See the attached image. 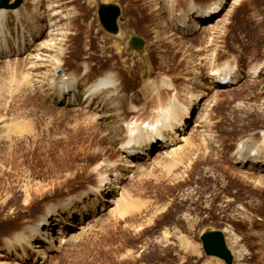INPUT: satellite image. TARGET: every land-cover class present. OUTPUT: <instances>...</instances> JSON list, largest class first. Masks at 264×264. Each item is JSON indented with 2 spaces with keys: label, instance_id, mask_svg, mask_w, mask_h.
<instances>
[{
  "label": "rangeland",
  "instance_id": "374dc122",
  "mask_svg": "<svg viewBox=\"0 0 264 264\" xmlns=\"http://www.w3.org/2000/svg\"><path fill=\"white\" fill-rule=\"evenodd\" d=\"M23 1L17 9L19 14H24L26 8L29 19L36 20L37 24L47 22L45 17L40 18L39 12H44L49 1L38 8L36 0ZM55 1L65 11L68 9L69 15L73 12L60 22L61 27H65L64 41L56 43L57 46L60 43L61 49L54 51L59 55L54 60L56 65H61L30 66L33 58L28 53H37L36 44L48 40L49 36L45 34L22 57L5 60L1 57L0 255L9 254L0 256V264H171L170 258L175 257L177 264H227L220 257L205 253L201 235L209 230L223 232L226 245L233 254L232 264L235 261L233 250L238 249L230 238L232 235L238 237L242 252L246 253L244 260H236L239 264H264V248L261 247L264 246V222L260 221V216L257 217L259 220L255 218L262 224L255 228L258 231L255 236L262 245L253 244V239H250L252 243L245 242L244 239H249L245 232L252 226L243 209L246 203L256 204V208L261 200L264 203V178L260 179L264 171L241 167L233 160L238 133L264 134V127L255 125L250 119V114L264 110V77L249 75L236 86L218 90L212 83L214 89L211 88V73L220 66L237 60L245 74L249 66L256 63L255 58L264 55V35L255 37L257 45L250 41L252 48L249 49L245 46L247 31L244 30L247 22H253L261 25L257 32L264 34V0H193L191 17L197 10L202 11L216 1L223 2L225 8L212 24L189 35L181 33L174 21L178 19L177 11L186 7L188 0ZM101 3H116L121 7L118 26L120 31L123 30L124 38L108 32L101 25L98 14ZM14 14L8 12L7 23L2 27L0 44L3 47L5 40H8L7 46L16 40L20 42V25L15 22ZM166 20L167 30L164 28ZM133 36L141 37L146 48L140 52L132 50L129 39ZM258 64L254 68L259 69ZM57 67L82 78L80 91L89 84L83 77L86 72V79L92 82L102 73L112 71L119 78L126 96L124 98L121 93L120 99L124 98L125 105L129 101L128 107L136 112H142L145 107L138 109L139 105L133 102L144 99L147 100L145 109L165 114L163 109L168 98L159 109V106L154 107L156 103L149 101L163 89L161 82L165 89L169 88L168 83L162 81L168 75L176 79L180 88L183 83L192 84V90H187L188 96L185 91L181 92L184 96L173 92L178 104L190 103L193 93L200 94V90L210 94H204L202 99L199 96L193 106L194 115L186 134L191 144L185 145L182 136L178 137L171 149L165 151L170 146H159L150 153L152 158L125 168L120 165L127 164L126 151H123L124 147L122 149L123 140L127 139L123 135L125 131L110 115L112 113L106 118L97 116L102 90L95 96V101L88 104L84 101L64 104L67 106L64 107L63 103H56L57 97L49 83L56 78L54 69ZM242 69L238 70L241 74ZM163 91L165 99L166 92ZM118 103L116 99L107 103L108 112L120 113ZM127 115L130 117L131 113ZM135 121L136 118L130 117L127 125H135ZM214 122L221 124L219 130L212 126ZM135 127L138 128V124ZM257 129L262 131L255 133ZM219 142L222 147H215ZM257 145L260 146L259 152L264 151L263 142ZM185 147L186 150L182 151L181 148ZM218 148L220 151L216 150ZM82 150L88 153L86 165L82 164L83 160H77ZM200 153L210 154L217 161L219 171L227 172L226 178L222 175L226 182L221 183L220 179L219 182L226 185L227 193L231 189L232 194L221 193L219 182L213 187L203 180L205 167L213 166L196 165ZM121 167L124 178L120 180L116 196L111 194L114 201L107 203L106 212L88 216L85 227L74 232L77 237L68 245L50 252V256L41 258L37 251L35 254L34 251L39 249L32 245L45 244H39L30 233L46 208L52 205L67 218L66 204L70 202L67 197L74 199L81 191L97 187L101 175L108 177ZM214 169L205 174L208 177L211 173L214 175ZM104 195L111 197L106 192ZM98 196L97 193L86 196L84 204L92 201L88 205L92 208L94 202H98ZM211 201L215 203L216 211L207 207ZM263 213L259 211V214ZM77 219V223L81 222ZM236 223L242 226L236 228L242 237L232 227ZM153 224L157 227H151ZM13 243L19 246L15 249ZM7 244L14 247L8 248ZM168 246L174 248L171 250ZM154 247L161 252H154Z\"/></svg>",
  "mask_w": 264,
  "mask_h": 264
},
{
  "label": "bare ground",
  "instance_id": "6f19581e",
  "mask_svg": "<svg viewBox=\"0 0 264 264\" xmlns=\"http://www.w3.org/2000/svg\"><path fill=\"white\" fill-rule=\"evenodd\" d=\"M45 1H49L50 3L49 4L47 3L48 5H46ZM36 2L38 3V6H36V8L41 6L42 3L44 5H46L44 12H42V11L39 12L40 18L41 17L46 18L47 22L45 24H37L36 20L29 19L28 15H27L28 10L26 8L24 9V14L18 13L19 7L15 8V9H10V8H1L0 9V38H1V33H2V27L7 23L6 16H7L8 12H14L15 13L13 15L15 22L20 25V28L18 30V37L20 39V42L18 40H16L15 43L7 46L8 40L7 41L5 40L4 41V47L0 44V63L3 61V59L5 60V58L17 59V58L22 57V55L27 54L28 48L34 46L35 43H37L36 41L39 40L45 34V35L49 36L48 40L36 44L35 49H36L37 53H35V55L28 53L33 58V60L31 61L32 63L30 62V64H31L30 66H32V68H34V67H42V66H46V67L49 66L50 67V66H60L61 65V64L59 65V63L56 65L57 61H56V59L54 60V58L56 56L57 57L59 56V55H56L54 53V51L58 50V48H59V51L61 49V47H59V46H61L60 43H59V46H57L56 43H58V40L64 41L63 36L65 34V32H64L65 27L62 28L60 25L62 23H60V22L62 19L70 16L73 12L71 11L70 12L71 14L69 15L67 12L68 9L66 11H65L64 7H63L64 9H62V7L60 6L61 5L60 3H59L60 5H56L57 1H55V0L54 1H52V0H36ZM186 4H185L186 7L182 6L179 8V10L177 11L178 19H176L174 21H175V24L179 27L178 30L183 34H188V35L189 34H195V33H197V31L199 29L206 28L205 27L206 25L212 24L215 19L219 18L222 15V12L225 8L223 2L216 1V2L212 3L211 5L207 6L202 11L197 10L195 12L196 14L194 13L193 16L191 17V15L193 13L191 11L193 10V5H195V2L193 0H188ZM56 6H58V8H56ZM185 8H187V9L184 10ZM46 13H48V14H46ZM167 21L168 20H166L164 22L165 30L169 29V27L167 25ZM65 23H67V22H65ZM68 23H69V21H68ZM161 25H163V23ZM259 26H261V25H259L258 23L254 24L253 22H251V23L247 22L245 24L244 30L247 31L245 46L248 47L249 49L252 48L251 42L254 45L259 44L258 40H256V38H255L256 36L263 37V35H264L262 33L257 32V29ZM128 27H129V25H128ZM67 31H68V29H67ZM114 35H118L120 37H123L124 36L123 30L120 31V29H119L118 32L114 33ZM131 39H132V37L129 39L130 40L129 41V47L132 50L140 52L142 49L146 48L145 46H147V44H145L141 48H134L133 49V47L131 46ZM154 40H155L154 42H156V39H154ZM29 55H28V57H29ZM27 60H30V59H27ZM255 60H256V63H254L252 66H249L248 70L252 67L253 68L249 71L247 70L248 75H247V72H245V74H244L242 66H241V64H239V62L237 60H234L233 64L228 63L227 65L224 64L223 66H220L219 69H216V70H214L213 73H211V75H213L212 76L213 79L211 82V88H212V83H213V87L217 88L218 90L225 89V88H228L231 86H236V85L240 84L243 77H246L249 75L254 76L253 78L264 77V55H261L259 58H255ZM261 60H262V62L259 63ZM242 62L244 64V61H242ZM257 64H258V66L260 65L259 69L254 68V66H256ZM46 67H44V68H46ZM240 68L242 69L243 75L238 72V70ZM54 70H55L54 72L56 73V78L52 79V81L49 83V85L52 87L54 94L57 97L56 103H63V105L64 104L70 105V104H75V103L86 101V103L88 104V103L94 102L95 98H96L95 96L97 95V93L99 91L102 90L103 94H101V101H100V104L98 105L99 106L98 111L100 113H97L98 114L97 116H99L100 118H106V117H108V115L110 113H112L110 115H113L115 117L116 121H118L120 123L123 132L125 131L123 133V135L125 134L127 139L123 140L124 146L122 144V149L124 147L125 150L123 149V151H126L125 157H127V164L126 163L125 164L120 163V165H122L125 168L128 166L129 167L130 166H136L137 162L140 160L152 158V155L150 157V153L153 151H156V148H159V146H164V148H167L165 146H170L165 151L171 149L172 145L174 144V142H176V139L178 137L180 139L182 136L181 140L186 142L185 145L191 144V140L186 136V134L188 131L187 129L190 126L189 122H190V120H192L191 118H193V115H194L193 106H194V104L196 105V103L198 102L199 96H200L199 99H202V98H204L203 97L204 94L209 93V92L203 93L200 90L198 92L200 94L193 93V99L191 98L193 101H191L190 103H187L186 105L184 103L178 104V102L175 101L177 99V96L179 94H182L181 92H183V91L187 92L186 96H188V91H189V89H191L190 85H192V84L186 82V83H183L184 86H182V88H180L176 79H174L172 76L168 75L162 81L167 82L169 85V88L165 89V87H164L165 84L163 82H161L160 86L163 89L160 90L159 94H156L155 96L151 97V99L149 101V103H151V104L156 103V105H154V107L159 106L158 107V109H159L163 105V103H165V100L168 98L167 104L165 105V109H163V111L166 110L165 114L161 113L159 110L150 111V108L148 110L145 109L147 107V102H146L147 100H144V99H140L139 101L133 102V103L139 105L138 109L145 107L144 108L145 110L143 109L142 112L141 111L136 112L131 106L128 107L130 104L129 101L127 102L126 105L123 104V99L126 96L124 95V93L122 91V87H121L122 85H120L118 82L119 78L115 77L113 75L112 71L110 73H107V72H105L104 74L102 73L101 76H98L92 82H88V80L86 79V76L88 74L86 72L83 75V77L85 76L84 80H86L87 83H89V84H87L85 86L83 91H80L81 87H82V85H80V83L83 81V80L80 81L82 79V78H80V76H78L77 74H74L72 72H66L63 69H59V67L55 68ZM34 72H35V70H34ZM38 72H39V70H38ZM41 72H43V71H41ZM44 72H46V71H44ZM35 73H37V71ZM34 75H36V74H34ZM227 76L231 77L230 81L226 82L227 84H224V82L222 81L221 78L225 79V77H227ZM36 78H38V77H36ZM36 78H34L35 79L34 81L38 82V80H40V78H38V80ZM71 79H73V80L71 81ZM42 80L43 79H41V81ZM78 80H79V82H78ZM201 86L203 87L204 85H200L199 87H201ZM212 89H214V88H212ZM163 90H165V92H166L165 99H163V93H164ZM263 90H264V85H263ZM174 91H177L176 97L173 96ZM121 93L124 96L123 99H120V97H122ZM136 93H140V92H136ZM189 94H191V93H189ZM182 95L184 96V94H182ZM205 97H208V96H205ZM115 99L117 102H119L117 107L121 108V110H122L120 113H116V112L114 113L112 110H111V112H108L110 107H107V103L110 104V102H113ZM129 99H130V97H129ZM181 99H183V98L181 97ZM188 99L186 97L187 101H189ZM144 101L146 103H144ZM65 105H64V107H67ZM77 105H80V104H77ZM77 105H75V106H77ZM204 109H206V108H204ZM127 113H131L130 117L136 118L135 122H136V124H138V128L135 127L136 124L131 125V126L127 125V122L129 121V118H130V117H128ZM250 115H251L250 119L255 125H262V127H264V110L263 109H261V111H259L258 113L256 111V113H253ZM138 118H140L139 122H138V120H139ZM195 122H200V120L199 121L196 120ZM146 123H147V125H145ZM220 125H221L220 123L215 124V122H214V124L212 126H214L217 130H219L221 127ZM196 127H200V126H196ZM212 129H213V127H212ZM213 131H215V130H213ZM260 131H262V130L257 129V131H255V133L260 132ZM183 132H184V135H183ZM259 136H257V134H253V133H247V134L246 133L245 134L244 133L243 134L238 133L237 138H235L236 140L234 141V145L236 147L233 150V160H236L241 165V167L251 169V170H256V171H264V151L259 152L260 146L257 145L259 142H263V144H264V134L262 133L261 136L260 137ZM220 142L215 147L221 148L222 145L220 144ZM203 145H205V144H203ZM186 148L187 147L181 148V150L184 151V150H186ZM176 149H178V147ZM204 149H205V147H204ZM216 150L220 151L219 148ZM84 151L85 150H82L80 153H78L77 160H83L82 164L86 165L85 163H87L89 161V158H88V153H84ZM100 153H99V155H101ZM226 158H230V157L226 156ZM90 160H92V159H90ZM196 162H197L196 165H198V166H204V167L205 166H213V168H216V169H214L215 170L214 175L211 173V176L208 177L205 173L208 172L210 169H213V168L205 167L203 180L205 182H208V185L211 184V186L214 187V184L219 182V179H220L221 183L223 181H225L222 178V175L223 176L225 175L227 177V172H225V171L222 172V170L219 171V169L216 167L217 161L212 159L210 154H207V153H204L203 155L201 154V157ZM138 163H140V162H138ZM122 169L123 168L121 167V168L113 170L109 174L108 177L106 175H101V177L99 178L100 184L97 187H90V189L88 191L87 190L81 191L79 194H77V196H75L74 199H73V197H67L68 200L70 201L69 203L66 204V205H68L67 218L64 217V215L62 214L61 211H57L52 205H49L46 208V211L43 213V215L40 216V218L38 219L35 227L32 229L33 230L32 233H30V234H32L31 237L34 238L35 240H37V242L39 244H42V243L45 244V245H40V246H33L31 243V240H28V244L32 245V247L35 249L37 247L39 249V250H35L34 253L36 254V251H37V253H39L41 255V258H45V257L50 256L49 255L50 252H53L55 250L60 249L61 247L68 245L72 240H74L77 237V236H75L74 232L77 229H82L85 227L84 225L87 223L86 219H88V216H92L94 213L95 214L100 213V212H101L100 214L105 213L106 212L105 210H107V208H108L107 203H109V202L111 203L114 201V199L112 198V195L114 194V196H116V194L118 192L120 180L122 178H124V173L122 172ZM94 170H96V169H94ZM216 171L218 172V174ZM262 178H264V175L260 176V179H262ZM262 181H264V179ZM221 183L220 184L217 183V185L219 186V188H218L219 191L221 193L226 192V194H232V190L229 189V192L227 193L228 188L225 187L226 185L222 186ZM107 186H108V188H107ZM91 192L95 193V194L97 193V195L99 194L100 197L98 196V198H101V199L97 198L98 202H94L92 208H90L88 206L89 204L92 203V201H90L87 204H84V201H83V199L86 198V196L92 195ZM101 192H102V194H101ZM105 192H106V194H110V195L112 194L111 197L108 195L107 196L104 195ZM219 196H220V194H219ZM221 197H225V196H221ZM98 206H101V209H98ZM243 206H244L243 207L244 212H245L246 216L249 218V220H250L249 223L252 226V228H248L247 231L245 232L246 237H248L249 239L248 240H246L244 238L243 239L245 242L250 241V243H252V241L250 239H253L254 240L253 244H256L258 242V244L261 246L262 242H260L259 238L257 239L255 236V233L258 232L257 230H255V228L260 227V225H262L264 223H262V224L257 223L255 218L258 219L257 217L260 216L261 217L260 221L264 222V213L262 215L259 214V211L264 212L263 211L264 203L261 200V202L257 208H256V204H247L246 203V204H243ZM207 207H209V209H211L212 211H216V208H217L215 206V203L212 201L210 203H208ZM102 211H105V212H102ZM77 218H79L81 222L77 223L76 222ZM154 226H156V225L153 224L151 227H154ZM73 227L75 229H71ZM232 227L236 230L237 234L240 235V232L237 231V229L242 228L240 223H236ZM30 232H31V230H30ZM17 238H19V237H17ZM17 238H15L14 241ZM230 238H232L231 240H233V243L235 242V244H236L235 247H238V249L232 248V250L234 249L233 250L234 259H235L234 264H239V262H237V261L238 260H240V261L244 260V256H245L244 254H246V253L244 251L242 252V248H241L240 243L238 241V237H236L235 235H232ZM59 242H61V243L58 244ZM230 242H232V241H230ZM233 243H232V245H233ZM13 244H15V249L17 246H19V244H16V243H13ZM13 244H7V247L8 248H11V246L14 247ZM261 247L264 248V246H261ZM164 248H166V247H164ZM169 248L171 249L174 247H169ZM152 250L153 251L154 250L160 251L159 248H157V247H154ZM169 253H170V251H169ZM173 253H172V255H174L176 252L174 254ZM7 254H9V253L7 252ZM7 254H4V255L1 254L0 256H7ZM166 255H167V253H166ZM175 256H176V254H175ZM157 257H159V256H157ZM121 260H122V258H121ZM134 260L135 259H133L132 261L134 262ZM165 261H166V259H165ZM177 261H178V259L176 257L172 258V259L170 258L171 264L172 263L177 264L176 263Z\"/></svg>",
  "mask_w": 264,
  "mask_h": 264
},
{
  "label": "water",
  "instance_id": "95a60500",
  "mask_svg": "<svg viewBox=\"0 0 264 264\" xmlns=\"http://www.w3.org/2000/svg\"><path fill=\"white\" fill-rule=\"evenodd\" d=\"M23 0H0V8H17ZM99 20L102 26L110 33L119 30L118 20L121 14V7L116 3H101L98 8ZM144 40L139 36H133L131 46L141 48ZM203 249L207 255H214L223 259L227 264H232L233 254L227 247L225 236L221 230L205 231L201 235Z\"/></svg>",
  "mask_w": 264,
  "mask_h": 264
}]
</instances>
